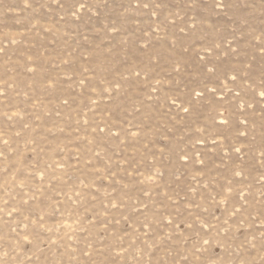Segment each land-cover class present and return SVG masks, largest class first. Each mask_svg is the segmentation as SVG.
<instances>
[{
    "label": "rangeland",
    "instance_id": "obj_1",
    "mask_svg": "<svg viewBox=\"0 0 264 264\" xmlns=\"http://www.w3.org/2000/svg\"><path fill=\"white\" fill-rule=\"evenodd\" d=\"M0 264H264V0H0Z\"/></svg>",
    "mask_w": 264,
    "mask_h": 264
}]
</instances>
